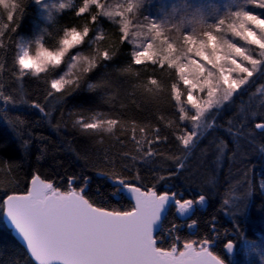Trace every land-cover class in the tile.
<instances>
[{
	"label": "snow or ice",
	"instance_id": "1",
	"mask_svg": "<svg viewBox=\"0 0 264 264\" xmlns=\"http://www.w3.org/2000/svg\"><path fill=\"white\" fill-rule=\"evenodd\" d=\"M33 2L46 13L50 22L55 19L54 8L59 13L71 7L70 2H61L58 7L52 0ZM22 5L23 0L11 4L8 0H0V6L8 10L7 20L12 22L11 27L5 24L0 28V48L5 47V30H17L13 13L19 11L22 14ZM92 6L94 11H90ZM143 6L144 0H125L116 6L101 0H82L75 15L84 17L88 14L87 22L83 26L60 29L52 49L42 43L43 35L35 40L34 56L29 54L27 44L21 45V54L15 61L19 69L17 80L26 75L46 79L41 74L51 76L67 58L71 62L69 72L58 79H51L50 88L55 93L67 89L66 94H71L79 89L85 76L117 55L118 49L103 47L100 43L107 39L99 27L101 17L120 24L121 44L135 45L136 37L143 32L147 43L137 45V50L132 52V64L141 66L149 63L174 71L176 80L186 91H182L176 82L171 83V99L179 113L172 135L179 146L190 153L199 138L213 127L210 117L213 110L231 101L252 82L254 76L264 75V0H244L243 3L225 6L223 12L217 9L208 13L200 6H193L191 11L188 8L173 9L172 13L159 20L145 16L144 20L148 22L137 21L134 24L137 31L130 32L129 27ZM86 44L95 46L89 56H81L74 51ZM77 62L81 71L72 78L71 68H75ZM3 68L0 63V71ZM122 71L131 73L132 68ZM93 87L89 85V89ZM142 87L154 99L165 91L162 83L154 77H149ZM257 92L264 93V88L257 89ZM52 95L53 91L47 93L49 97ZM0 100L5 104L14 103V98L2 91ZM32 107L45 113L38 103ZM249 115L253 118L254 130L264 133V113L252 112ZM257 115L261 117L259 120L254 119ZM159 119L164 121L163 116ZM185 125H190V128ZM74 126L87 135H116L117 129L120 135L130 133L139 160L144 164L157 156L173 161V170L167 176L159 175L157 182L176 176L186 167L180 156L166 155L153 147L167 143L169 139L167 135L160 134L159 127L138 125L134 121L129 126L128 122L116 118H100L99 113L90 119L76 120ZM165 126L171 128L173 122L168 121ZM229 131L232 132L231 129ZM234 134H239V130ZM27 145L28 141H22V148H27ZM123 155L128 156L129 153ZM131 160L136 162L138 156L132 155ZM124 167L132 171L134 165L125 164ZM105 175L111 188L109 195L117 200L127 198L134 201L130 208L108 209L98 205L88 195V177L83 178L78 189L71 187L77 178H69V190L61 191L52 182L33 175L26 193L8 194L0 201L5 223L25 246L35 264H225L219 254L210 250L214 243L212 238L205 237L199 241L184 239L182 247H178L181 237L176 234V224H172L166 233L173 239L172 245L168 248L158 245L161 239L158 233L164 231L168 212L175 209L178 217L190 218L206 204L204 194L185 198L174 190L157 191L155 184L142 187L138 172L135 175L137 183L129 182L121 171L113 170ZM260 188L264 191V183ZM223 204L228 205L229 200L225 199ZM214 221L215 218L211 224L213 233ZM186 227L196 229L197 220L191 219ZM225 248L227 253H232L233 242L226 243Z\"/></svg>",
	"mask_w": 264,
	"mask_h": 264
},
{
	"label": "trees",
	"instance_id": "2",
	"mask_svg": "<svg viewBox=\"0 0 264 264\" xmlns=\"http://www.w3.org/2000/svg\"><path fill=\"white\" fill-rule=\"evenodd\" d=\"M203 1L144 0V6L137 16L146 14L153 20H159L168 16L172 8L192 9L193 6H200L210 13L219 9L216 5L218 0H205L208 4L206 7ZM8 2L11 4L19 0ZM68 2L71 7L63 12L57 13L53 9L55 19L50 22L45 15L43 18L44 12H39L33 0H23L22 14L19 11L13 13L17 30H5V47L0 48V63L4 66L0 71V91L12 96L14 103L5 104L0 100V201L8 194L26 193L33 175L52 182L61 191L69 190V178H77L71 187L78 189L83 184V178L88 177V195L98 205L108 209H128L133 205L130 200H117L109 195L111 188L105 174L113 170L121 171L129 182L137 183L135 175L138 172L142 187L155 184L157 191L174 190L185 198H197L204 194L207 198L206 207L197 210L188 222L180 220L171 209L164 222V231L158 233L161 236L159 246L168 248L174 242L166 233L172 224H176V234L181 237L179 245L184 239L199 241L205 237L212 238L214 243L211 250L219 254L225 264H230L226 243L244 242L250 246L246 264H264V191L260 188L264 183V133L254 130L253 118L249 115L252 112L264 113V93L257 92V89L264 88V79L255 80L248 86L246 96L240 98L238 106L228 102L222 107L216 123L225 126L224 135L212 127L199 138L190 153L186 152L172 135L179 113L171 99V83L176 82L182 91L186 90L176 80L173 70L160 69L158 65L149 63L141 66L132 64L134 48L128 42L121 44L119 23L101 17L99 27L107 39L100 43L103 47L118 49L117 55L85 76L79 89L71 94H66L67 89L55 93L50 88L51 79H58L69 72L65 64L51 76L41 74L46 79L26 75L22 80H17L19 69L15 61L22 44L28 45L39 34L44 36V45L52 49L60 29L72 25L83 26L87 22L88 14L77 17L75 11L78 7L73 0ZM243 2L225 0L221 9L223 11L227 5ZM94 10V7L90 8V11ZM7 15L8 10L0 6V28L5 24L12 26ZM93 47L86 44L74 51L86 57ZM128 67L132 68L131 73L122 71ZM80 71V63L77 62V66L71 68L72 78ZM149 77L158 79L165 89L155 99L142 87ZM90 84L95 87L89 89ZM49 91H53L51 97L47 96ZM34 103L43 107L45 113L32 107ZM97 113L100 118H116L128 122L129 126L134 121L138 125L159 127L160 134L167 135L169 139L167 143L153 147L166 155L183 158L185 169L170 179L157 182L159 175L167 176L173 170V161L157 156L144 164L139 160L130 133L120 135L117 129L116 135H87L74 126L76 120L90 119ZM160 116L164 117V121L159 119ZM260 118L257 115L254 119ZM168 121L173 122L171 128L165 126ZM237 130L239 134H234ZM22 141H28L27 148L21 147ZM125 152L129 155L124 156ZM132 155L138 156L136 162L131 160ZM125 164L134 165L132 171H128ZM225 199L229 200L228 205L223 204ZM1 215L2 210L0 264H35L5 227ZM213 218L215 233L211 228ZM191 219L197 220L196 229L186 227Z\"/></svg>",
	"mask_w": 264,
	"mask_h": 264
},
{
	"label": "rangeland",
	"instance_id": "3",
	"mask_svg": "<svg viewBox=\"0 0 264 264\" xmlns=\"http://www.w3.org/2000/svg\"><path fill=\"white\" fill-rule=\"evenodd\" d=\"M61 2H68V0H52V3L55 4L56 7H57L58 4L61 3ZM73 2H74V5H75L76 7H79V6L82 5V0H73ZM101 2H102V3H106V4H111L112 6H116V5L120 4V3H123L124 0H101ZM204 2H205V3H204ZM217 2H218V4H216V5L219 7V10H220L221 12H223L222 9H221V6L225 3V0H218ZM33 4H34V2H33ZM203 4H204L205 7L208 6V4H207V2H206L205 0L203 1ZM34 5H35V4H34ZM35 6H36V5H35ZM210 6H211V5H210ZM36 7H37V6H36ZM92 7H94V6H92ZM170 7H173V5H171ZM37 9L39 10L40 13L42 12L38 7H37ZM173 9H174V8H172L169 12L172 13ZM203 9H204V8H203ZM191 10H192V9H189V11H191ZM204 10H205L206 12L210 13L208 9H204ZM44 15L46 16V13L43 14V18H44ZM145 16H148V15H146V14L141 15V16L138 15L137 18L133 21V24L130 25V27H129V31H130V32H136V31H137V29L134 27V24H135L137 21H140V22H143V23L146 24L148 21L144 20V17H145ZM148 17H149V19H152V20H153V18H151L150 15H149ZM164 17H166V16H163L162 18H164ZM45 18H46V17H45ZM162 18H160V19H162ZM210 22H211V21H210ZM173 35H174V33H173ZM39 36H40L39 34H36L35 38H34L31 42H29V44H28V51H29V54H30V55H33V56L35 55V51H36V47H37L36 44H35V40H36ZM30 43H32V44H30ZM42 43H43V41H42ZM146 43H147V41L145 40V34L142 32L139 36L136 37V44H135V45L132 44V46H133L134 50H137V45H144V44H146ZM157 43H158V42H157ZM55 45H56V43L53 44V47H54ZM44 46H45V45H44ZM45 47H47V46H45ZM20 54H21V53H20ZM70 63H71V62H69V61L67 60V58H66V62H65L64 64H65V67H66L67 69H69V65H70ZM263 76H264V75H259V74H257L256 76L253 77L252 82H254L255 80H259V79H264ZM252 82H251V83H252ZM251 83H250V84H251ZM250 84L247 85V86H245V87H244L239 93H237V94L232 98V100L229 101V102H232V103H234L235 106H238V105L241 103L240 98H244V97L246 96V89L248 88V86H250ZM225 104H226V103H225ZM225 104H224V105H225ZM224 105H223V106H224ZM223 106H222V107H223ZM185 107L188 108V110L191 112L189 106L185 105ZM222 107H220L219 109H214L213 112L210 114V117H211V121L214 122L213 127L216 128V129L221 133V135H224V134H225V133H224V131H225V130H224L225 126H224L222 123H220V122L216 123V120H218V118H219V116H220V112H221ZM188 126H189V128H190V125H188ZM206 204H207V202H206ZM206 204H205L204 206L198 208L197 210H203V209L206 207ZM173 210L175 211V209H173ZM175 215L177 216L176 212H175ZM177 217H178V216H177ZM178 218H179L180 220H182L183 222H188V219H189V217H184V218H180V217H178ZM158 243H159V240H158ZM171 245H172V244H170L169 247H170ZM178 247H182V244L179 245V243H178ZM211 247H212V246H211ZM210 250H211V249H210ZM228 254H229V262H230V264H246V263L249 261L248 254H250V246L247 245V243H244V242H242V243H240V244H234V250H233V252H232V253H228ZM255 264H257V263L255 262Z\"/></svg>",
	"mask_w": 264,
	"mask_h": 264
},
{
	"label": "water",
	"instance_id": "4",
	"mask_svg": "<svg viewBox=\"0 0 264 264\" xmlns=\"http://www.w3.org/2000/svg\"><path fill=\"white\" fill-rule=\"evenodd\" d=\"M132 204H134V201H131ZM1 219L3 224L5 225V227L10 231L11 235L15 238V240L21 245V247L25 250V252L28 254V256L30 257V254L27 252L25 246L19 241V239L13 234L12 230L8 228L7 224L5 223V219H4V215H3V211H2V215H1ZM31 258V257H30ZM33 261V260H32ZM34 262V261H33ZM35 263V262H34Z\"/></svg>",
	"mask_w": 264,
	"mask_h": 264
}]
</instances>
